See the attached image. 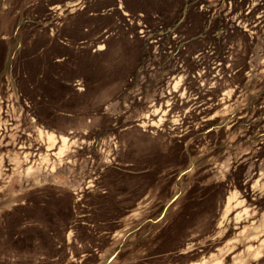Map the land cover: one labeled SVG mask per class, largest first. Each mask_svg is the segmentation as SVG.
Here are the masks:
<instances>
[{
	"label": "rangeland",
	"instance_id": "374dc122",
	"mask_svg": "<svg viewBox=\"0 0 264 264\" xmlns=\"http://www.w3.org/2000/svg\"><path fill=\"white\" fill-rule=\"evenodd\" d=\"M0 264H264V0H0Z\"/></svg>",
	"mask_w": 264,
	"mask_h": 264
},
{
	"label": "bare ground",
	"instance_id": "6f19581e",
	"mask_svg": "<svg viewBox=\"0 0 264 264\" xmlns=\"http://www.w3.org/2000/svg\"><path fill=\"white\" fill-rule=\"evenodd\" d=\"M43 134H44V136H45V138L49 144H52L55 141V139L60 141L63 146L67 142V138L64 135H56L55 133L50 132V131L44 132L43 130H39V135L42 136V139H43ZM58 151L59 152L63 151V147H60Z\"/></svg>",
	"mask_w": 264,
	"mask_h": 264
},
{
	"label": "crops",
	"instance_id": "0c3cea01",
	"mask_svg": "<svg viewBox=\"0 0 264 264\" xmlns=\"http://www.w3.org/2000/svg\"><path fill=\"white\" fill-rule=\"evenodd\" d=\"M77 2H74L73 4H70V5H75ZM70 5H68L67 7H69ZM57 6V5H56ZM63 6L61 5V8H62ZM56 9H59L58 7H56Z\"/></svg>",
	"mask_w": 264,
	"mask_h": 264
}]
</instances>
